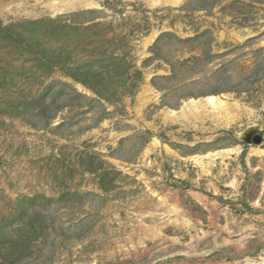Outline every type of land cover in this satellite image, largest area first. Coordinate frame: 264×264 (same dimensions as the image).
<instances>
[{
  "label": "rangeland",
  "instance_id": "1",
  "mask_svg": "<svg viewBox=\"0 0 264 264\" xmlns=\"http://www.w3.org/2000/svg\"><path fill=\"white\" fill-rule=\"evenodd\" d=\"M43 1L0 12V264H264V0ZM214 93L255 113L166 117Z\"/></svg>",
  "mask_w": 264,
  "mask_h": 264
},
{
  "label": "bare ground",
  "instance_id": "2",
  "mask_svg": "<svg viewBox=\"0 0 264 264\" xmlns=\"http://www.w3.org/2000/svg\"><path fill=\"white\" fill-rule=\"evenodd\" d=\"M16 1L17 0H0V12H2L3 10L13 11V9L19 5L16 4ZM22 1L24 0H18V2H22ZM144 1H146L147 4L151 6V8H155V7L157 8L160 6H164V7L181 6L183 2L186 0H144ZM42 4H43L42 5L43 8H47L49 9V11L51 10L54 16L63 15L68 11H76L81 8L87 10L88 9L103 10V6L95 0H44ZM158 36H159V32L154 33V35L148 40H151L152 43ZM240 40H242V38H240ZM147 44H149V41H147L144 44L145 48L149 46ZM77 88L80 91L86 92V90L80 85H77ZM145 93L147 94V92ZM144 99L145 98L143 97V101L144 103H146V100ZM253 113H255V111H253L252 109L243 108V106L239 102L232 99L231 95L229 94L219 95L214 93V94L205 95L203 97L188 98L182 103L181 107L179 108V111L167 110L166 117L173 120V122L176 121L178 122V120L181 119L185 125H194L196 121L203 122L207 119H212V122L216 124L218 128L221 127L230 128L238 121H240L244 115H252ZM159 144H160L159 141L157 139H154L151 146H157ZM166 150L168 152H171V150L168 147H166ZM150 153H151L150 149L145 150L144 157H148ZM240 153H241V147L237 146L231 149L219 150L217 152H209L204 155H195V156L183 158V160L185 162H191L195 164L196 168H199L200 176H207L211 173L210 169L213 167V163L215 162V159L221 157V159L224 162L225 161L224 158L226 156H230L233 154H240ZM263 156H264V150L261 149L260 147H253L249 155V157L252 158L253 157L260 158ZM249 163L250 166L252 167V159L249 160ZM262 164H258L260 170L262 169L264 170V166ZM235 184H236V178H233L229 186L233 187ZM215 190L217 192L216 188ZM152 195L158 197L159 201H161L162 204L167 203L166 195L162 196L158 194L156 191H152ZM172 211L175 213H179L178 207L176 206L172 207ZM184 221L186 222V224H188L187 220ZM262 263H264V259ZM250 264H256V263H250Z\"/></svg>",
  "mask_w": 264,
  "mask_h": 264
}]
</instances>
